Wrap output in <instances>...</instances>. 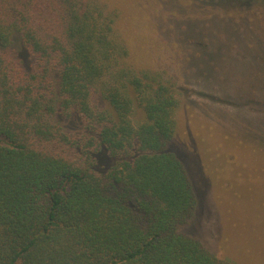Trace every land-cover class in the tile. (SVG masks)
Listing matches in <instances>:
<instances>
[{"label": "trees", "instance_id": "16d2710c", "mask_svg": "<svg viewBox=\"0 0 264 264\" xmlns=\"http://www.w3.org/2000/svg\"><path fill=\"white\" fill-rule=\"evenodd\" d=\"M249 1L264 13L259 0H0V264H233L181 230L196 195L168 148L177 83L135 63L120 23L142 16L212 66L232 35L256 38Z\"/></svg>", "mask_w": 264, "mask_h": 264}, {"label": "rangeland", "instance_id": "374dc122", "mask_svg": "<svg viewBox=\"0 0 264 264\" xmlns=\"http://www.w3.org/2000/svg\"><path fill=\"white\" fill-rule=\"evenodd\" d=\"M250 3L244 9L259 17L256 38L244 30L232 35L226 58L212 66L204 48L164 41L142 16L124 14L120 23L135 63L164 69L177 83L180 103L168 148L196 195L181 230L233 264H264V13ZM242 41L253 47L242 53Z\"/></svg>", "mask_w": 264, "mask_h": 264}]
</instances>
